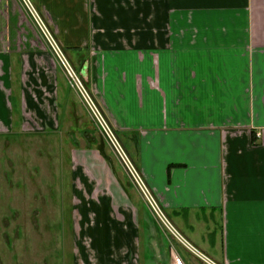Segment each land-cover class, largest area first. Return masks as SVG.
<instances>
[{"label":"crops","instance_id":"1","mask_svg":"<svg viewBox=\"0 0 264 264\" xmlns=\"http://www.w3.org/2000/svg\"><path fill=\"white\" fill-rule=\"evenodd\" d=\"M33 1L178 232L219 264H264V0ZM27 35L21 0H0V53ZM12 86L0 78L9 131ZM106 163L110 205L146 219ZM152 241L170 264L179 244Z\"/></svg>","mask_w":264,"mask_h":264},{"label":"rangeland","instance_id":"2","mask_svg":"<svg viewBox=\"0 0 264 264\" xmlns=\"http://www.w3.org/2000/svg\"><path fill=\"white\" fill-rule=\"evenodd\" d=\"M23 6L36 37L27 35L0 53L3 63L1 55L10 54V66L0 63V78H11L16 107L14 127L0 123V264H162L151 242L170 241L165 225L147 206L144 219L143 211L130 213L129 202L124 207L118 198L110 205L112 182L102 176L107 161L124 186L135 185L72 88L47 34ZM180 246L187 264H204Z\"/></svg>","mask_w":264,"mask_h":264},{"label":"built area","instance_id":"3","mask_svg":"<svg viewBox=\"0 0 264 264\" xmlns=\"http://www.w3.org/2000/svg\"><path fill=\"white\" fill-rule=\"evenodd\" d=\"M23 4H25L28 9H30L31 13L34 15L36 21L41 26V29L47 34L48 40L52 42L54 46V50L56 51L59 59L64 65L67 77L69 78V82L74 90L77 91L79 96L81 97L85 106L89 110L90 114L96 120L99 128L103 131L104 135L107 139L112 143V146L121 159V162L125 169H127L129 177L134 185L140 190L143 194V197L148 205V207L153 211L162 223L165 225L166 230L170 235V241L175 240L179 245L184 247L189 254H191L194 258L201 261L204 264H219L202 251L198 250L193 244L187 241L175 228L168 215L164 212L162 206L151 194L147 186L145 185L141 174L138 172L136 166L129 159L123 148L121 147L120 142L117 139L115 131L109 125L106 117L104 116L98 102L96 101L94 95L90 91V89L85 86L82 78L76 73V71L71 67L69 62L66 60L59 46H57L55 42V38L51 35L48 27L44 24L40 14L35 10L30 0H21ZM257 137H260V133H257ZM170 254H171V263L170 264H187L185 259L176 251L175 245L171 243L170 246Z\"/></svg>","mask_w":264,"mask_h":264},{"label":"trees","instance_id":"4","mask_svg":"<svg viewBox=\"0 0 264 264\" xmlns=\"http://www.w3.org/2000/svg\"><path fill=\"white\" fill-rule=\"evenodd\" d=\"M13 102H14V101H13ZM13 102H12V103H13ZM13 105H14V104H13Z\"/></svg>","mask_w":264,"mask_h":264}]
</instances>
